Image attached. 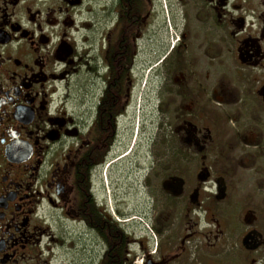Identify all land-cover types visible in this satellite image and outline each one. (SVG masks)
Returning a JSON list of instances; mask_svg holds the SVG:
<instances>
[{
    "label": "flooded vegetation",
    "instance_id": "flooded-vegetation-1",
    "mask_svg": "<svg viewBox=\"0 0 264 264\" xmlns=\"http://www.w3.org/2000/svg\"><path fill=\"white\" fill-rule=\"evenodd\" d=\"M174 1L184 24L166 67L177 72L176 108L190 105L164 147L198 165L191 186L176 172L156 189V171L146 178L160 237L152 251L110 215L100 187L132 106L133 33L148 0H0V264H117V254L134 264L139 253L141 264H264V0ZM198 50L232 70L219 88L197 84ZM232 74L239 86L228 92Z\"/></svg>",
    "mask_w": 264,
    "mask_h": 264
},
{
    "label": "rangeland",
    "instance_id": "rangeland-1",
    "mask_svg": "<svg viewBox=\"0 0 264 264\" xmlns=\"http://www.w3.org/2000/svg\"><path fill=\"white\" fill-rule=\"evenodd\" d=\"M174 2V0H148V10L151 15L143 16L144 21L140 29L133 33L134 52L137 58L135 60L134 81L136 84L133 89L132 106L126 116L125 129L120 133L119 142L115 147V163H111L107 171V179L104 180L105 176H103L100 184L101 191H104L105 188L106 195L110 197V201H108L110 215L113 218L116 216L117 221L124 223L123 228L133 239L147 242L152 251L157 248L160 237L152 231L151 222L155 213L153 198L148 195V189L145 187L146 178L152 169L156 171L154 173L156 189L162 187V181L167 175L176 172L185 174L191 186L195 181L194 174L198 165V161L186 158L176 157L174 161L173 156L175 155L172 147H164V142L173 136L172 132L180 123L176 120V112L181 111L187 114L190 105V101L186 100L185 106L183 102L179 109L176 108V105L179 104L175 105V98L172 96L175 89L172 75L177 76V72L172 63L169 72L166 67V63L173 60L172 56L182 40L184 24L181 11L173 10ZM186 43L183 50L185 53H191L193 57L194 46L190 40ZM174 44L177 45L174 47ZM200 55L201 50H198V56L193 60L198 65L195 70L198 76L197 84H209V87L213 86V89L219 88L223 82V74L229 75L232 70L222 67L221 63L214 60L207 58L200 60ZM167 75L172 78L166 79ZM229 80L231 82L228 81L227 91L234 92L239 85L233 81V74ZM165 85L168 88L165 89L166 93H163ZM196 98L199 105L204 103L207 105L211 100V106L216 107L213 98L208 100L206 97L196 96ZM205 107H202L203 110ZM235 108L236 106L227 109V111L230 112ZM201 117L208 123L209 121L215 123V114H213V119L207 113H202ZM220 123L218 122L216 126L217 133L221 136L220 138H227L230 129L222 131ZM228 158L226 157V160ZM108 164L109 161L105 165L104 174ZM212 164L214 170L217 171H221L222 168L228 170L227 167H229L231 173H235L237 176L243 175L248 170L242 169L236 162L225 163L223 167L219 162H212ZM261 171L264 172V166ZM255 178H257L255 184L261 181V178L256 176ZM102 193L104 195V192ZM148 196L150 200L145 203ZM119 212H124L126 217H120ZM169 214L168 209H162L159 217L160 222L166 224ZM135 249L139 253V248L135 247ZM139 255L140 257L134 264L142 263L143 256L140 253Z\"/></svg>",
    "mask_w": 264,
    "mask_h": 264
},
{
    "label": "water",
    "instance_id": "water-1",
    "mask_svg": "<svg viewBox=\"0 0 264 264\" xmlns=\"http://www.w3.org/2000/svg\"><path fill=\"white\" fill-rule=\"evenodd\" d=\"M199 180L201 182H204L206 180V175L202 172L199 176H198ZM178 182V188L180 189V192H182V188L184 186V181L182 179L177 178L176 180ZM220 192H222V190L220 189ZM198 198V191L194 192L191 196V201L194 203L196 202Z\"/></svg>",
    "mask_w": 264,
    "mask_h": 264
},
{
    "label": "trees",
    "instance_id": "trees-1",
    "mask_svg": "<svg viewBox=\"0 0 264 264\" xmlns=\"http://www.w3.org/2000/svg\"><path fill=\"white\" fill-rule=\"evenodd\" d=\"M119 228H120V225L118 224L117 225V230H118V232H119ZM116 260H117V264H120V260H121V257L117 254V258H116Z\"/></svg>",
    "mask_w": 264,
    "mask_h": 264
},
{
    "label": "snow or ice",
    "instance_id": "snow-or-ice-1",
    "mask_svg": "<svg viewBox=\"0 0 264 264\" xmlns=\"http://www.w3.org/2000/svg\"><path fill=\"white\" fill-rule=\"evenodd\" d=\"M37 35H39V33H37Z\"/></svg>",
    "mask_w": 264,
    "mask_h": 264
}]
</instances>
